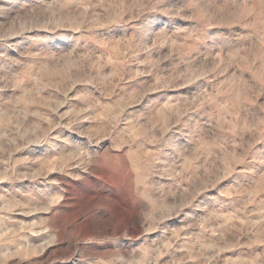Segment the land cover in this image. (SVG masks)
I'll use <instances>...</instances> for the list:
<instances>
[{
    "label": "rangeland",
    "instance_id": "1",
    "mask_svg": "<svg viewBox=\"0 0 264 264\" xmlns=\"http://www.w3.org/2000/svg\"><path fill=\"white\" fill-rule=\"evenodd\" d=\"M0 264H264V0H0Z\"/></svg>",
    "mask_w": 264,
    "mask_h": 264
}]
</instances>
